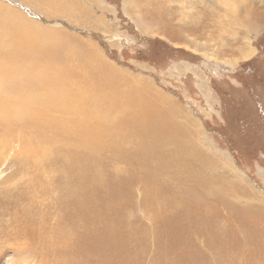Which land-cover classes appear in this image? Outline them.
<instances>
[{
  "label": "rangeland",
  "instance_id": "1",
  "mask_svg": "<svg viewBox=\"0 0 264 264\" xmlns=\"http://www.w3.org/2000/svg\"><path fill=\"white\" fill-rule=\"evenodd\" d=\"M30 1L0 6L177 113L123 85L98 140L0 124V264H264V0Z\"/></svg>",
  "mask_w": 264,
  "mask_h": 264
},
{
  "label": "bare ground",
  "instance_id": "2",
  "mask_svg": "<svg viewBox=\"0 0 264 264\" xmlns=\"http://www.w3.org/2000/svg\"><path fill=\"white\" fill-rule=\"evenodd\" d=\"M30 2L55 18L70 15L74 7L72 1L63 6L64 0L61 6L58 0ZM256 16L258 21L264 20V10ZM91 22L97 24L93 19ZM245 47L247 51L244 55L249 57L253 48ZM93 50L88 49L90 54L85 56L62 43L55 31H43L26 18L0 6V124L8 130L17 131L21 142L24 141L22 133L25 129L45 132L48 127L59 134H68L71 139L84 141L95 137L98 140L99 131L109 126L113 117H120L132 104H126L121 95L125 90L121 88L123 85H128L127 94L130 93V97L133 93L154 94L157 96L154 97L156 103L166 106L173 116L177 113L174 105L148 83L113 69ZM104 70L114 75L105 76L106 81L109 76L111 84L114 83L106 95L102 94V86L97 88L89 80L91 76L93 82H103ZM80 128L84 131L79 132ZM34 141L39 145L40 142ZM28 142L33 143L30 139L26 144ZM43 156L42 152L39 153V160Z\"/></svg>",
  "mask_w": 264,
  "mask_h": 264
}]
</instances>
